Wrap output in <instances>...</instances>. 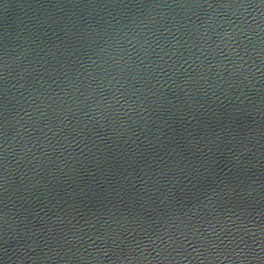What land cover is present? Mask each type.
<instances>
[{"label":"water","instance_id":"obj_1","mask_svg":"<svg viewBox=\"0 0 264 264\" xmlns=\"http://www.w3.org/2000/svg\"><path fill=\"white\" fill-rule=\"evenodd\" d=\"M0 264H264V0H0Z\"/></svg>","mask_w":264,"mask_h":264}]
</instances>
